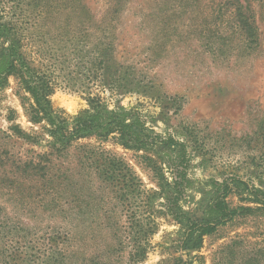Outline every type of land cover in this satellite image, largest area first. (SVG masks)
I'll use <instances>...</instances> for the list:
<instances>
[{
  "label": "rangeland",
  "instance_id": "374dc122",
  "mask_svg": "<svg viewBox=\"0 0 264 264\" xmlns=\"http://www.w3.org/2000/svg\"><path fill=\"white\" fill-rule=\"evenodd\" d=\"M249 1L252 43L232 16L236 0H0L24 51L49 66L54 108L70 119L99 96L185 149L182 165L177 146L135 150L91 135L48 154L50 137L29 118V93L8 76L0 88V264H238L225 259L233 241L264 247V209L235 184L228 203L251 209L205 235L199 249H181L183 225L158 194L153 168L155 160L179 181V206L195 215L232 178L264 190V0ZM100 61L122 74L120 87L101 83ZM136 220L145 223L138 233ZM135 237L139 260H131Z\"/></svg>",
  "mask_w": 264,
  "mask_h": 264
},
{
  "label": "trees",
  "instance_id": "16d2710c",
  "mask_svg": "<svg viewBox=\"0 0 264 264\" xmlns=\"http://www.w3.org/2000/svg\"><path fill=\"white\" fill-rule=\"evenodd\" d=\"M232 13L233 18L237 19L244 35L249 43L258 40V27L251 1L247 0L244 6L239 0ZM13 20L4 21L0 17V88L5 87L8 76L18 75L23 84V88L30 95L31 103L29 107V118L34 124L41 125L44 133L50 137L49 153H61L72 143L80 138L97 135L99 138H113L121 145L128 149L135 150H157V147L173 148L179 147L178 155L181 158L180 163L183 165L185 160V149L181 142L173 139L165 140L153 132L145 122L136 114L125 109H109L100 100L99 96L89 97V108L82 113L69 119L64 111L54 108L51 95L55 91L56 83L48 65L37 64L31 60L21 44L23 39L22 33ZM100 56H104V50ZM103 79L101 83L109 85L110 88L121 86L120 76H115L117 72H109L110 67L103 65L100 61ZM51 67V66H50ZM109 74V75H108ZM16 128V127H15ZM23 138H31L26 134ZM36 141L41 139L40 135L35 134L33 137ZM174 151V149H172ZM9 161V160H8ZM7 161V162H8ZM14 173L20 171L21 166L16 164ZM106 162L113 163L114 159L107 158ZM153 168L158 181V194H163L169 208V214L173 219L183 225L182 237L179 247L187 252L199 249L203 243L205 235L212 234L221 225L232 221L236 216L244 211L250 210V207H232L227 197L230 194L233 185L243 184L249 193V201L259 204V209H264V190L250 188L244 181L232 178L229 182H224L221 191L213 200L202 210L200 215L190 214L184 211L178 202V184L175 178L173 182L169 181L162 168L153 160ZM24 166H32V162L24 163ZM115 166V163H114ZM126 168H128L126 166ZM181 172L179 173L180 176ZM131 180V179H130ZM13 178L10 182H13ZM157 194L154 192L151 198L145 199L146 208L150 207L153 197ZM148 210V209H146ZM149 211V210H148ZM143 220H136L135 233H138L145 224ZM149 224V221L146 222ZM137 252L131 256V260L142 259L143 248L139 239L133 238ZM241 241H233L226 249L225 259L235 258L239 260L238 264H263L264 247H241ZM140 249V250H139ZM139 251V252H138ZM142 255V256H140ZM187 264V262H184Z\"/></svg>",
  "mask_w": 264,
  "mask_h": 264
}]
</instances>
